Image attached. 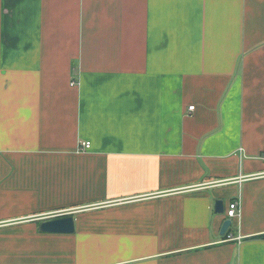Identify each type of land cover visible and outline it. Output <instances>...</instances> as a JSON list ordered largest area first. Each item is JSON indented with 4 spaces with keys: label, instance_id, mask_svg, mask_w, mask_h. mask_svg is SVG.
<instances>
[{
    "label": "crops",
    "instance_id": "0c3cea01",
    "mask_svg": "<svg viewBox=\"0 0 264 264\" xmlns=\"http://www.w3.org/2000/svg\"><path fill=\"white\" fill-rule=\"evenodd\" d=\"M0 264H264V0H0Z\"/></svg>",
    "mask_w": 264,
    "mask_h": 264
},
{
    "label": "water",
    "instance_id": "95a60500",
    "mask_svg": "<svg viewBox=\"0 0 264 264\" xmlns=\"http://www.w3.org/2000/svg\"><path fill=\"white\" fill-rule=\"evenodd\" d=\"M215 211L217 213H224L225 203L222 199L215 201ZM232 224L230 218H225L221 227V234L225 235ZM41 229L50 232H73L75 230L74 218L71 215L58 216L44 220L41 225Z\"/></svg>",
    "mask_w": 264,
    "mask_h": 264
},
{
    "label": "built area",
    "instance_id": "2783aa9c",
    "mask_svg": "<svg viewBox=\"0 0 264 264\" xmlns=\"http://www.w3.org/2000/svg\"><path fill=\"white\" fill-rule=\"evenodd\" d=\"M190 109H194V106H191ZM81 150L87 151L91 148L90 141H82L80 145ZM242 214V205L241 202L237 199L230 201L228 207L225 209L224 216L225 218H230L232 220V224L229 227L227 234L225 236L226 240H241V236H236L235 234L230 232L231 227L234 225V219L240 217Z\"/></svg>",
    "mask_w": 264,
    "mask_h": 264
},
{
    "label": "trees",
    "instance_id": "16d2710c",
    "mask_svg": "<svg viewBox=\"0 0 264 264\" xmlns=\"http://www.w3.org/2000/svg\"><path fill=\"white\" fill-rule=\"evenodd\" d=\"M227 234V233H226ZM226 234H225V236H226Z\"/></svg>",
    "mask_w": 264,
    "mask_h": 264
}]
</instances>
